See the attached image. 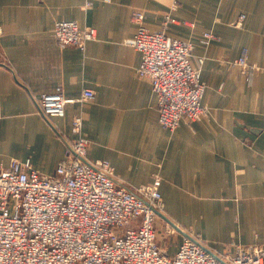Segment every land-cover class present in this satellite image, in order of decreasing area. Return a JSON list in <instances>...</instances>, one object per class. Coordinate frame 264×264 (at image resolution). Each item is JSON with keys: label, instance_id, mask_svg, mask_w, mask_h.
<instances>
[{"label": "crops", "instance_id": "obj_1", "mask_svg": "<svg viewBox=\"0 0 264 264\" xmlns=\"http://www.w3.org/2000/svg\"><path fill=\"white\" fill-rule=\"evenodd\" d=\"M174 1L0 0V170L31 160L40 173L53 174L66 158V140L76 137L72 120L79 115L88 157L110 162L133 186L158 173L169 213L209 247L264 245V197L253 202L264 186V0H177L172 10ZM136 14L152 32L172 17L168 36L192 42L194 60L206 58L208 116L181 122L173 133L160 125L158 96L136 72L141 54L127 44L138 29ZM58 21L92 28L96 38L84 51L62 48L53 34ZM205 32L218 39L204 44ZM241 57L248 71L231 63ZM84 89L95 99L78 101ZM58 92L73 103L52 125L38 101ZM180 234L170 251L165 246L170 255Z\"/></svg>", "mask_w": 264, "mask_h": 264}, {"label": "built area", "instance_id": "obj_2", "mask_svg": "<svg viewBox=\"0 0 264 264\" xmlns=\"http://www.w3.org/2000/svg\"><path fill=\"white\" fill-rule=\"evenodd\" d=\"M135 20L138 29L127 44L141 54L136 72L158 96L161 125L176 130L183 121L208 116L202 70L192 62L193 44L166 34L168 18L160 32L148 30L142 14ZM53 34L60 47L82 51L96 38L94 29L75 21L56 22ZM206 38L209 43L215 36ZM231 63L250 69L245 57ZM94 99V91L84 89L78 101ZM70 103L58 92L43 94L38 107L51 123L66 116ZM82 126V118L75 116L76 138L53 174L40 173L31 160H13L0 170V264H264V245L234 244V253L221 254L193 233L170 255L160 245L156 223L164 204L160 181L129 189L116 179L110 162L88 157L90 142Z\"/></svg>", "mask_w": 264, "mask_h": 264}, {"label": "rangeland", "instance_id": "obj_3", "mask_svg": "<svg viewBox=\"0 0 264 264\" xmlns=\"http://www.w3.org/2000/svg\"><path fill=\"white\" fill-rule=\"evenodd\" d=\"M174 2H176V4H175V6L177 7L178 6V2H177V0H175ZM174 4H173V6H172V8H174ZM172 10H174V9H172ZM168 19H169V21H170V23H169V28L167 29V31H166V34L168 35V31H169V29H170V26H171V24L172 23H175V19H173L172 17H168ZM240 19V18H239ZM237 20V22H236V24L235 25H237L238 26V24H241L242 22H240V20ZM175 20V21H174ZM59 22V21H58ZM56 24V23H55ZM165 24H166V22H165ZM165 24H164V26H165ZM164 28V27H163ZM163 30V29H162ZM161 30V31H162ZM157 32H160V31H157ZM213 34L214 36H215V39L214 40H217L218 38H217V36L213 33V32H205L204 34H203V43L204 44H206V45H209L212 41H214V40H212L211 42H209V43H207V38H206V35L207 34ZM170 37V36H169ZM172 38V37H171ZM173 39H175V38H173ZM177 40H179V39H177ZM180 41H182V40H180ZM183 42H186V41H183ZM187 43H191V44H193L192 42H187ZM193 46L195 47V45L193 44ZM201 61H203V62H201ZM205 61H206V58L205 57H201V58H199L197 61L196 60H194V51H193V55H192V62H193V65L195 66V67H201V70L203 71V66H204V64H205ZM76 117H81V116H76ZM82 118V117H81ZM82 120H83V118H82ZM183 122H185V121H183ZM51 123L52 124H54L55 125V120H52L51 121ZM83 123H84V121H83ZM160 123V122H159ZM187 123V122H186ZM189 124V123H188ZM160 125H161V123H160ZM162 126V125H161ZM83 127H84V124H83V126H82V132H83ZM167 130H169V129H167ZM177 130V129H176ZM176 130H169L170 132H175ZM73 132V131H72ZM85 137V136H84ZM76 138V137H75ZM74 138V139H75ZM86 138V137H85ZM73 139V140H74ZM87 139V138H86ZM72 142V140H70L69 142H68V140H66V143H67V148L72 144L71 143ZM90 142V141H89ZM90 147H91V142H90ZM90 149V148H89ZM41 150V142H37V148H36V151H40ZM115 176H116V179L118 180V181H120L119 180V178H117V175H116V173H115ZM156 180H158V181H160V186H161V183H162V177L160 176V175H158V173H156V174H154V176H153V181L150 183V184H148V185H144V186H133V185H131V184H129L128 182H126V181H120V182H123L124 184H125V186H127L129 189H131L132 191H137L138 189L140 190L141 188H143V187H149V185H151V186H153V183H154V181H156ZM160 188V187H159ZM161 192V191H160ZM253 193H256V197H254V204L255 203H257L258 202V200H260L261 199V197L263 196L264 197V186H262V187H260V186H257L256 187V190L253 192ZM162 194V193H161ZM163 197V196H162ZM163 209H162V211H160V213L158 214V219H157V221H156V223H157V227H158V229L160 228V231H159V242H160V245L161 246H163V247H165V246H167L168 247V251H170V249H171V247L172 246H176L177 245V243L180 241V236L179 235H174V236H169L168 234H167V232L166 231H169V230H174V231H176V233H185V234H190V233H194L192 230H190V229H185V228H183L182 226H180V224L179 223H177V221L174 219V217L169 213V211H168V208H167V206H166V202H165V200H164V197H163ZM244 209H245V207H243L242 208V213L244 212ZM173 224H175L176 226H178V228H180V231H178L177 229H175V227H173ZM261 226H263V225H261V224H258V227H261ZM181 235V234H180ZM261 235H264V231L261 233ZM207 243V242H206ZM209 245H211V244H209ZM241 245H245V246H257V245H246V244H241ZM231 248V247H230ZM225 250H227V248L225 247ZM235 250V249H234ZM234 250H232V251H229V250H227L226 252L224 251V252H219V253H221V254H228V253H234L233 251Z\"/></svg>", "mask_w": 264, "mask_h": 264}, {"label": "water", "instance_id": "obj_4", "mask_svg": "<svg viewBox=\"0 0 264 264\" xmlns=\"http://www.w3.org/2000/svg\"><path fill=\"white\" fill-rule=\"evenodd\" d=\"M174 225V224H173ZM175 226V225H174ZM176 227V226H175ZM178 229V228H177ZM183 233V232H182Z\"/></svg>", "mask_w": 264, "mask_h": 264}]
</instances>
